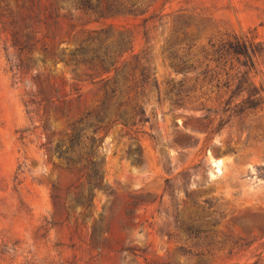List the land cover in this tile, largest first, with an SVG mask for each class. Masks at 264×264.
<instances>
[{
  "label": "rangeland",
  "instance_id": "1",
  "mask_svg": "<svg viewBox=\"0 0 264 264\" xmlns=\"http://www.w3.org/2000/svg\"><path fill=\"white\" fill-rule=\"evenodd\" d=\"M128 3L135 15L97 20L74 0H0V264H264V108L218 131L226 96L202 74L214 67L210 43H264V0ZM100 30L109 49L128 41L113 56L117 79L140 61L156 85L139 96L137 133L96 132L102 183L87 208L77 202L84 179L54 168L64 161L44 155L39 126L47 120L54 146L97 104V84L74 57ZM186 38L194 45L181 63L170 56L183 55ZM255 73L264 91V55Z\"/></svg>",
  "mask_w": 264,
  "mask_h": 264
},
{
  "label": "trees",
  "instance_id": "2",
  "mask_svg": "<svg viewBox=\"0 0 264 264\" xmlns=\"http://www.w3.org/2000/svg\"><path fill=\"white\" fill-rule=\"evenodd\" d=\"M74 1L76 9L96 17L97 20L136 13L134 5L130 6L128 3L130 0ZM94 33L96 36L88 37L85 46H80L76 50L74 58H76L75 64L79 63L88 68L90 71L88 79L92 84H97V104L78 119L69 122L66 139L57 141L54 146L51 140L54 132L49 131L47 120L44 119L39 126L41 134L44 135V143L40 146L44 155L50 158L51 152H54L59 160L64 161V165L54 164V168L76 176V182L84 179L87 186L86 193L81 192L77 202L87 208L93 191L102 183L101 173L94 164L93 158L97 147L94 140L96 132L119 125L126 135L137 133V130L133 131L135 126L133 118L145 115L142 106L138 104L139 96L143 94L145 87L156 85L149 68L140 61L136 62V66L127 77L122 75V78L117 79L114 75L118 69L117 60H114L113 56L119 58L125 51L128 41L120 37L116 45L109 49L106 42L111 38L110 31L100 30ZM179 45L184 49L183 55L170 57L183 63L185 55L193 47L194 42L186 38ZM209 46L211 54L208 61L213 63L214 67L210 68V65L206 64L202 74H208L210 79L208 82H214L216 90L226 96L220 103V109L214 111L219 118L218 131H220L232 118L241 119L248 113L264 108V91L254 81L255 65L264 55V43L248 37L230 35L216 43H210ZM214 69L219 70V73ZM73 80L80 82L75 71H73ZM178 85L175 96L181 98L186 90L182 81L178 82ZM73 91L78 93L79 89L73 88ZM44 102L52 103L54 100L44 97ZM68 102H70L68 99L61 100L62 104ZM25 132L26 130L19 131L21 138ZM186 146L192 145L187 143ZM50 191L51 199H56L61 191L60 182L52 183Z\"/></svg>",
  "mask_w": 264,
  "mask_h": 264
}]
</instances>
